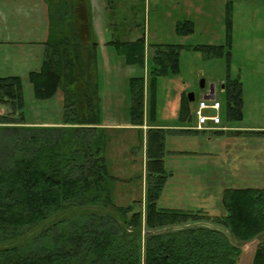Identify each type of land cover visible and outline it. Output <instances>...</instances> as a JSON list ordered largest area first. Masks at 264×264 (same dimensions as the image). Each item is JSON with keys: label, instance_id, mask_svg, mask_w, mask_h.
Wrapping results in <instances>:
<instances>
[{"label": "trees", "instance_id": "1", "mask_svg": "<svg viewBox=\"0 0 264 264\" xmlns=\"http://www.w3.org/2000/svg\"><path fill=\"white\" fill-rule=\"evenodd\" d=\"M45 2L50 14H57L50 20L42 67L29 80L39 100L61 90L66 113L57 125H28L21 78H0V106L9 105L15 116L0 115V264H239L242 245L264 234V189H226L224 216L159 207L169 179L163 161L166 130L150 124L141 176L144 199L119 204L124 180L108 160L90 0ZM188 25L178 29L192 33ZM232 33L229 8V46ZM115 44L129 65L145 66V38ZM203 47L210 57H221L225 49ZM154 48L151 76L178 73L181 46ZM223 92L227 117L241 120L242 83L227 78ZM131 98L130 124L142 127L145 117L154 121L156 90L147 98L144 77L132 79ZM191 103L183 97L182 121L193 120ZM189 131L194 130H182ZM253 264H264V241Z\"/></svg>", "mask_w": 264, "mask_h": 264}, {"label": "rangeland", "instance_id": "2", "mask_svg": "<svg viewBox=\"0 0 264 264\" xmlns=\"http://www.w3.org/2000/svg\"><path fill=\"white\" fill-rule=\"evenodd\" d=\"M90 7L99 46L96 60L100 114L108 135L111 165L125 166L122 160L115 163L112 155L116 151L127 152L123 146L137 137L127 130L107 128L110 123L131 122L132 79L144 77L147 98L156 90L157 112L154 121L148 120L151 125L183 123L182 99L194 94L195 101L190 104L193 120L189 122L194 128L197 126L195 109L214 86L215 98L223 105L220 127L231 129L225 130V134L204 132L178 136L172 146L175 153L167 147L163 161L169 179L158 205L224 216L226 189H264V134L252 132L264 131V0H90ZM229 8L233 22L231 46L227 45ZM56 14H50L45 0H0V78H21L22 115L28 125H57L63 122L66 113L61 90L52 99L39 100L29 80V74L42 67L50 20ZM184 23H189L192 33L178 29V24ZM141 38L146 41L144 67L129 65L117 47L109 44L113 40L135 42ZM168 44L181 46L179 72L169 71L154 79L150 73L154 47ZM203 46H224L225 49L221 57H210L202 50ZM227 78L242 83L241 120L227 117L223 92ZM12 111L9 105L0 106V115L11 118ZM230 131L236 135L230 136ZM138 139V145L142 146L141 136ZM125 156L132 157L131 153ZM135 157L139 164L134 184L123 178V188L117 193L119 204L144 199L142 157ZM263 241L264 234L242 245L239 264H253L256 248Z\"/></svg>", "mask_w": 264, "mask_h": 264}, {"label": "crops", "instance_id": "3", "mask_svg": "<svg viewBox=\"0 0 264 264\" xmlns=\"http://www.w3.org/2000/svg\"><path fill=\"white\" fill-rule=\"evenodd\" d=\"M92 39L95 40V35H94V31H92ZM118 40H113L110 41L109 44L113 45L114 47H117V45L115 44V42H117ZM120 42H132V41H120ZM99 44H102L101 41H99ZM104 45V44H103ZM99 47V46H98ZM207 94H205V96H207ZM204 96V98H205ZM182 121V120H181ZM183 123L180 122V124L177 125H165V124H154V125H158V126H153L154 128H158V129H164L166 130V138H165V145H166V151H167V147L169 146L170 148H172V146H174V140L178 137V136H185V135H193L195 133H206V132H217L219 134H225V130L227 129H231L229 127H220L218 129H211V130H203V131H199V132H195V129L190 126V121L188 120V118H185V120L182 121ZM145 125L142 127H137V126H133L130 123L126 124V125H120L119 123H110V125H108V129L111 130H127L129 132H131V134H135L137 135L136 139H132L131 141H133L132 143H126L125 146H123L127 152L124 153H120L118 151H116V153H114L113 156V160L114 162L118 163L120 160L122 164H125V166H121V165H113V171L116 173V175L120 178H127V179H133L137 168L136 165H138V159L135 156H140L142 157V161L141 164L142 165V173L144 171L143 176L145 175V163H146V137H147V132L148 129L151 128L148 123V119L147 117H145ZM52 125V124H51ZM182 130H194V131H189V132H182ZM235 131H230V136H235L236 134L234 133ZM242 133V132H241ZM259 134V133H258ZM138 135L139 136H143L144 137V147L143 145L140 146L138 145ZM209 140L212 141V138H209ZM173 149V148H172ZM170 150V152L175 153L176 151ZM169 152V151H168ZM109 153V152H108ZM130 154L131 153V158H127L126 159V154ZM143 154V155H142ZM169 154V153H168ZM121 157H123V159H121ZM117 159V160H116ZM208 159V157H207ZM118 172V173H117ZM124 174V175H123ZM173 174V173H172Z\"/></svg>", "mask_w": 264, "mask_h": 264}, {"label": "built area", "instance_id": "4", "mask_svg": "<svg viewBox=\"0 0 264 264\" xmlns=\"http://www.w3.org/2000/svg\"><path fill=\"white\" fill-rule=\"evenodd\" d=\"M222 106V103L215 97L213 99H201L195 109L197 126L194 129L198 131L218 129L222 123Z\"/></svg>", "mask_w": 264, "mask_h": 264}, {"label": "water", "instance_id": "5", "mask_svg": "<svg viewBox=\"0 0 264 264\" xmlns=\"http://www.w3.org/2000/svg\"><path fill=\"white\" fill-rule=\"evenodd\" d=\"M204 86L205 85H204V81H203L202 82V87H204ZM223 88H224V86H223ZM188 97H189L190 102H194L195 101L194 94H189ZM214 97H215V89H214V86H212L211 89H210L209 94L207 96H205V98L206 99H213Z\"/></svg>", "mask_w": 264, "mask_h": 264}]
</instances>
